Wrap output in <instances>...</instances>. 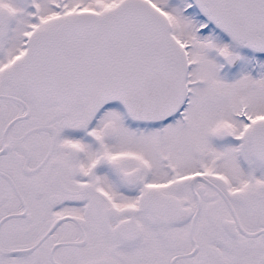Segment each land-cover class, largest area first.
Masks as SVG:
<instances>
[{"label":"snow or ice","instance_id":"6c2138e0","mask_svg":"<svg viewBox=\"0 0 264 264\" xmlns=\"http://www.w3.org/2000/svg\"><path fill=\"white\" fill-rule=\"evenodd\" d=\"M0 264H264V0H0Z\"/></svg>","mask_w":264,"mask_h":264}]
</instances>
